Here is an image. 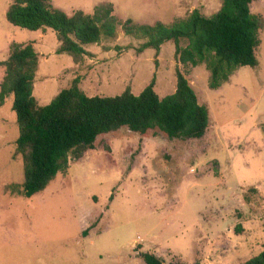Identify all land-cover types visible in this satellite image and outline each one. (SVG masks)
Wrapping results in <instances>:
<instances>
[{
	"label": "rangeland",
	"instance_id": "1",
	"mask_svg": "<svg viewBox=\"0 0 264 264\" xmlns=\"http://www.w3.org/2000/svg\"><path fill=\"white\" fill-rule=\"evenodd\" d=\"M72 16L112 6L120 26L115 39L85 46L75 60L58 54L51 29L10 24L11 0H0V62L14 45L33 44L39 55L34 83L38 105L48 104L75 79L88 97L139 95L155 77L160 98L175 93L176 69L185 75L210 123L201 139L140 135L127 128L98 137L94 149L42 193L16 192L24 164L16 154L19 127L12 97L0 120V264H145L150 253L164 264H241L264 250V0L251 11L262 22L257 69L238 68L211 89L210 63L182 65L173 42L157 56L139 53L144 41L123 24L171 25L197 10L212 17L222 0H49ZM182 47L186 43L181 44ZM155 60L158 66H155ZM6 68L0 66V85ZM1 105V104H0Z\"/></svg>",
	"mask_w": 264,
	"mask_h": 264
},
{
	"label": "trees",
	"instance_id": "2",
	"mask_svg": "<svg viewBox=\"0 0 264 264\" xmlns=\"http://www.w3.org/2000/svg\"><path fill=\"white\" fill-rule=\"evenodd\" d=\"M254 1L222 0L212 17L195 10L171 25H135L127 20L122 27L126 36L144 41L139 53L153 49L158 56L164 44L173 42L178 63L198 66L208 61L210 88L218 89L238 68L259 66L256 49L262 22L251 11ZM6 16L13 26L29 31L52 29L60 42L57 53L75 60L88 54L85 46L115 39L120 26L110 5L97 7L92 15L77 11L69 16L53 9L49 0H11ZM0 66L6 68L0 104L12 97L19 127L16 154L22 156L24 164V183L15 190L28 198L45 191L65 172L72 155L80 159L84 151L94 149L101 135L127 128L140 135L158 131L170 140L201 139L209 127L208 108L199 103L179 68L176 91L165 98L155 91V77L139 95L126 89L114 97H88L79 87L80 80L75 79L70 88L41 107L33 94L39 66L33 44L14 45ZM141 257L145 264H164L154 254ZM241 264H264V250Z\"/></svg>",
	"mask_w": 264,
	"mask_h": 264
},
{
	"label": "crops",
	"instance_id": "3",
	"mask_svg": "<svg viewBox=\"0 0 264 264\" xmlns=\"http://www.w3.org/2000/svg\"><path fill=\"white\" fill-rule=\"evenodd\" d=\"M46 30H47V29H46ZM51 30H52V29H51ZM7 100H8V98L5 99V101H7ZM5 101H4V102H5ZM11 105H13V102H11ZM2 110H3V105L1 104V105H0V116H1V112H2ZM13 112H14V111H13ZM14 113H15V112H14ZM15 115H16V114H15ZM0 125H2V121H1V120H0Z\"/></svg>",
	"mask_w": 264,
	"mask_h": 264
}]
</instances>
